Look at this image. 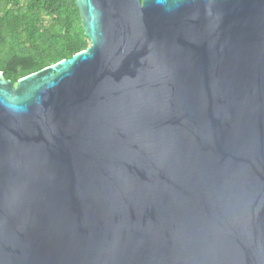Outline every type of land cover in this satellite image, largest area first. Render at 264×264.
<instances>
[{
    "label": "water",
    "instance_id": "obj_1",
    "mask_svg": "<svg viewBox=\"0 0 264 264\" xmlns=\"http://www.w3.org/2000/svg\"><path fill=\"white\" fill-rule=\"evenodd\" d=\"M75 3L0 71V264H264V0Z\"/></svg>",
    "mask_w": 264,
    "mask_h": 264
},
{
    "label": "trees",
    "instance_id": "obj_2",
    "mask_svg": "<svg viewBox=\"0 0 264 264\" xmlns=\"http://www.w3.org/2000/svg\"><path fill=\"white\" fill-rule=\"evenodd\" d=\"M89 45L75 0H0V71L14 85Z\"/></svg>",
    "mask_w": 264,
    "mask_h": 264
}]
</instances>
